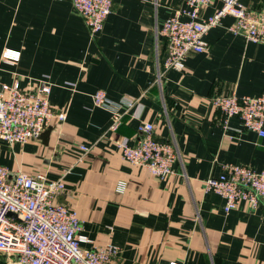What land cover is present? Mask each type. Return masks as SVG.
Segmentation results:
<instances>
[{"label": "crops", "instance_id": "crops-1", "mask_svg": "<svg viewBox=\"0 0 264 264\" xmlns=\"http://www.w3.org/2000/svg\"><path fill=\"white\" fill-rule=\"evenodd\" d=\"M255 10L264 0H244ZM185 0H114L95 36L71 0H0V88L20 82L23 91L41 83L52 87L50 103L66 111L55 121L49 144L42 138L10 144L0 137V164L13 172L64 175L56 200L75 208L83 232L93 241L114 243V264H264V207L241 202L229 213L224 199L205 192L204 181L224 172L225 163L264 170V137L245 129L238 117L224 124L212 99L264 91V42L247 41L229 30L226 16L210 29L204 52L192 51L183 70L164 71L167 39L160 30ZM222 0L201 13L213 15ZM7 49L20 52L6 59ZM112 100L138 99L123 123L111 131L113 113L95 105L93 93ZM155 137L174 141L180 157L166 179L124 160L116 140L135 144L143 122ZM81 144L91 147L83 161ZM127 181L125 192L116 190ZM0 264H19L0 254Z\"/></svg>", "mask_w": 264, "mask_h": 264}, {"label": "built area", "instance_id": "built-area-1", "mask_svg": "<svg viewBox=\"0 0 264 264\" xmlns=\"http://www.w3.org/2000/svg\"><path fill=\"white\" fill-rule=\"evenodd\" d=\"M71 1L91 35L103 30L114 0ZM211 1L185 0V7L164 22L160 34L166 37L168 47L159 81L168 70H183L192 51L204 52L208 48L205 36L226 16L234 18L229 26L232 33L243 35L249 42H264V8L252 9L244 0H222L221 7L213 15L204 17L201 11ZM3 56L18 61L20 52L7 49ZM51 91V85L44 83L33 91H23L19 81L3 83L0 88V137L10 144H24L40 138L55 121L64 122L67 113L52 108ZM93 100L95 105L113 113L110 130L116 131L123 123L125 113L121 109L127 107L129 110L138 99L125 96L112 100L106 90L98 89L93 93ZM212 102L222 112L224 124L230 117H238L245 129L264 137V91L257 95H218ZM138 132L140 138L133 145L124 140L115 141L122 158L145 168L156 178L173 176L174 163L180 157L176 143L158 140L154 134L155 125L149 121L141 123ZM80 148L84 153L77 161H83L91 150L85 144ZM223 168V173L205 179L204 190L214 191L224 199L225 213L243 201L254 209L264 207V170L234 163H225ZM68 171L64 169L63 174ZM64 175L51 179L46 172H13L0 164V254L16 256L19 264H114L121 247L111 242L85 247L83 244L93 241L83 232L78 211L57 202V196L66 188ZM126 188L127 181H118L116 190L119 193Z\"/></svg>", "mask_w": 264, "mask_h": 264}, {"label": "water", "instance_id": "water-1", "mask_svg": "<svg viewBox=\"0 0 264 264\" xmlns=\"http://www.w3.org/2000/svg\"><path fill=\"white\" fill-rule=\"evenodd\" d=\"M53 125H51L50 127H48L43 133H42V135H41V137L40 138H42L43 139V142L45 143V144H49V138L51 137V134H52V132H53ZM58 203H61V202H59V201H57ZM11 215H16V214H14V213H10ZM215 262H216V264H221V261H220V259H215Z\"/></svg>", "mask_w": 264, "mask_h": 264}]
</instances>
